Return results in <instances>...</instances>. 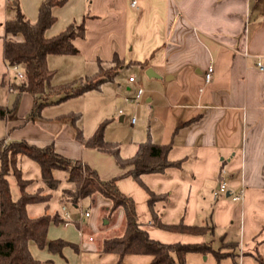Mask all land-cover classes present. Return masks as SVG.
<instances>
[{
    "label": "crops",
    "instance_id": "0c3cea01",
    "mask_svg": "<svg viewBox=\"0 0 264 264\" xmlns=\"http://www.w3.org/2000/svg\"><path fill=\"white\" fill-rule=\"evenodd\" d=\"M63 1L52 9L55 22L45 37L83 18L85 32L83 38L73 40L76 55L47 56L46 65L54 70L52 80L58 73L66 77L65 83L91 76L99 64L112 67L115 57L121 66L112 81L96 91L102 93L101 88L109 86L105 90L113 100L136 104V119L133 123L130 119L129 133L117 137L112 129L121 126L110 125L113 120L107 114L100 120L97 113L84 128L79 111L65 107L71 100L96 98L93 91L57 103L59 96H51L32 113L33 97L20 95L12 108L15 94L5 86L9 95L3 103L0 98V104L12 109L0 120V140H25L40 148L51 144L61 156L86 164L102 181L117 178L118 190L132 198L137 220L152 240L164 244L209 241L214 250L223 242L235 241L234 248L221 247L220 259L211 252L188 253L186 264H264V72L255 67L258 58L264 61V0ZM17 2L23 16L35 22L42 0ZM11 4L12 0H0L1 55L2 24L14 16ZM1 62L5 71L3 55ZM208 66L213 68L212 79L205 83ZM139 87L143 92L135 100ZM77 114L75 126L82 132V141L72 123ZM103 121H107L103 139L117 143L122 158L132 157L138 144L150 139L170 145L168 159L180 162V168L142 175L141 183L122 176L129 168H121L111 154L83 144ZM123 121L122 115L119 122ZM19 168L22 179L33 182L28 192L44 187L37 163L22 156ZM52 176L59 185L54 191L45 188L51 194L47 207L29 204L28 216L46 213L62 218L60 198L67 187V173L53 170ZM8 182L15 200L19 189L11 174ZM220 183L226 192L214 197ZM146 189L158 197L151 208ZM237 194L240 199L232 201ZM52 201L56 206H50ZM109 205V200L96 195L92 203L80 202L79 209L90 212L83 223L49 225L48 240L63 238L77 249L66 246L53 254L30 244L31 255L39 264H148L151 257L147 255L128 254L119 259L117 254L99 251L103 238L123 234V209L108 214ZM79 209L68 210L75 217ZM153 216L165 225L182 222L210 225L212 230L201 236L170 232L159 228Z\"/></svg>",
    "mask_w": 264,
    "mask_h": 264
},
{
    "label": "trees",
    "instance_id": "16d2710c",
    "mask_svg": "<svg viewBox=\"0 0 264 264\" xmlns=\"http://www.w3.org/2000/svg\"><path fill=\"white\" fill-rule=\"evenodd\" d=\"M63 3V0H42L38 7L36 21L30 22L21 13L17 0H12L11 9L14 16L2 24L4 32L2 55L4 63L21 67L23 77L19 83L8 82L5 75L0 81L1 87H11L15 94L12 108L20 95L24 93L33 97V113L47 104L51 96H59V99L55 101L57 103L89 91L99 90L103 83L112 81L122 64L114 57L112 67L104 68L99 64L97 72L91 76L60 85L51 84L54 70L47 67V56L76 55L78 50L73 45V40L83 38L85 32L83 18L80 23H70L53 37H45V31L55 22L52 9ZM19 35L22 38L20 41L14 39ZM12 108L0 104V120L5 119ZM78 120V114L72 117L74 126ZM106 124L107 121L100 123L83 144L86 147L111 154L121 168H129L122 176H129L141 183L142 175L162 174L169 168H180V162H172L168 159L170 145L154 144L150 139L139 143L132 157L122 158L119 154V145L103 139ZM75 127L76 137L82 141V132L77 126ZM22 156L39 165L41 182L44 187H39L34 192L27 191L33 182L23 180L21 177L19 160ZM53 170L67 173V187L61 190L60 203L68 209H79L80 202L84 199L92 203L96 195L110 201V205L105 208L108 214L113 213L117 208L123 209V234L103 238L99 243V251L103 253L117 254L119 259L128 254L147 255L151 257L148 264H186L185 255L188 253L205 255L211 252L216 259H220L224 255L219 252L221 247H235V241L223 242L220 249L214 250L209 241L198 244H164L152 240L137 220L135 203L132 198L118 190L117 178L102 181L98 174L86 164L61 156L56 153L51 144L40 148L25 140L8 142L0 140V264H39V261L29 251L30 244L40 249L47 248L53 254H60L66 246L77 249L62 239H47L49 225L52 222H62L58 214L50 216L44 213L30 217L26 212V206L29 204L43 203L47 207L51 194L44 193V189L54 191L59 185L52 176ZM10 174L14 177L19 189V196L15 200L10 193L8 182ZM146 191L149 196L148 205L151 208L158 197L148 189ZM152 221L159 228L175 233L201 236L212 230L210 225L187 226L182 222L165 225L155 221V216Z\"/></svg>",
    "mask_w": 264,
    "mask_h": 264
},
{
    "label": "rangeland",
    "instance_id": "374dc122",
    "mask_svg": "<svg viewBox=\"0 0 264 264\" xmlns=\"http://www.w3.org/2000/svg\"><path fill=\"white\" fill-rule=\"evenodd\" d=\"M1 56L2 55L0 53V80L3 78L4 72H5L3 63L1 62ZM65 78L66 77H64L62 73H58L57 75H55L51 84L65 83L67 82L66 81L67 79ZM105 87H109V86H104L103 89L101 88V91H103L102 93L98 91L91 92V93H94V95H97L95 96L96 98H78L77 100L76 99L71 100L67 104H65V107H71V108L74 107V109L75 108L77 109V112L79 111V113L81 114V124L83 125L84 128L90 125V121L94 120L97 113L100 116V120L104 118L102 117L103 115L107 114L105 116H108L110 121L113 120V122H110V125H113L115 123V125L121 126V129L119 130L112 129L117 134L116 136L123 137L125 134L129 133L130 131V124H129L130 119L131 118L136 119V110L134 107L136 104L129 102V101L123 104L122 100H113L111 96H109L111 95V93L109 92L107 93V90H105ZM142 87L144 88V86ZM7 95L9 94L6 93V90L4 89V87H0V98H1L2 103L5 101ZM97 97L100 98V101L102 103L99 102V99ZM122 115L125 117V121L119 122V117ZM44 193H47L45 192V189H44ZM51 203H52L50 204L51 207L56 206L54 204V201H52ZM50 225L53 226L54 223L52 222ZM59 228L62 229L61 226ZM70 228L73 229V226H71Z\"/></svg>",
    "mask_w": 264,
    "mask_h": 264
},
{
    "label": "built area",
    "instance_id": "2783aa9c",
    "mask_svg": "<svg viewBox=\"0 0 264 264\" xmlns=\"http://www.w3.org/2000/svg\"><path fill=\"white\" fill-rule=\"evenodd\" d=\"M5 1L8 2V0H5ZM135 4H136V2L132 1L131 5L134 6ZM255 67L258 71L264 72V61L261 58H258L256 60ZM5 72H6V77H7L8 82L19 83V81L23 77V71L19 65H8L5 63ZM212 73H213L212 66H208L206 68V71L204 72V82L205 83L210 82V80L212 79ZM129 81L133 82L134 78L130 77ZM8 90L12 91L11 87H8ZM142 92H143L142 88L139 87L134 99L137 100L140 97V95L142 94ZM133 122H134V119L131 120V123H133ZM225 192H226L225 184L220 183L217 191H215L213 195H214V197H217V195L224 194ZM240 197H241V195L237 194V195H233L231 197V199H232V201H238L240 199ZM61 212H62L61 224L63 226H68L69 224H72V223L81 224L84 222V220L86 218H88L90 216L89 211L79 209L78 213L74 217L72 215V213L68 210V208L63 204L61 205ZM88 240L91 241L92 238L89 237Z\"/></svg>",
    "mask_w": 264,
    "mask_h": 264
},
{
    "label": "water",
    "instance_id": "95a60500",
    "mask_svg": "<svg viewBox=\"0 0 264 264\" xmlns=\"http://www.w3.org/2000/svg\"><path fill=\"white\" fill-rule=\"evenodd\" d=\"M150 72H151V71H150V70H148V71L146 72V74H150Z\"/></svg>",
    "mask_w": 264,
    "mask_h": 264
}]
</instances>
